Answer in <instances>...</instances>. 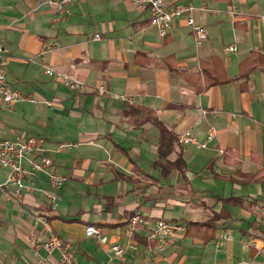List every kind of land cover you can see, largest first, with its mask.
<instances>
[{
	"label": "crops",
	"instance_id": "crops-1",
	"mask_svg": "<svg viewBox=\"0 0 264 264\" xmlns=\"http://www.w3.org/2000/svg\"><path fill=\"white\" fill-rule=\"evenodd\" d=\"M165 2L193 7L206 30L200 44L184 18L159 35L144 0H84L55 24L50 0H0L7 78L24 98L0 110V138L40 137L49 173L65 178L55 209L27 188L17 196L0 188V264H56L57 250H34L52 236L83 264H264V182L238 178L264 169V0ZM47 67L85 87L67 88ZM146 115L175 135L206 141L210 127L215 135L203 148L181 145L185 172L164 177L155 166L159 130ZM226 150L235 156L224 158ZM49 173L37 187L50 188ZM230 196L242 204H224L226 222L204 228ZM136 207L184 227L170 236L164 260L147 232L127 229ZM191 222L200 225L186 234ZM88 225L106 242L87 237ZM116 244L121 256L112 254Z\"/></svg>",
	"mask_w": 264,
	"mask_h": 264
},
{
	"label": "built area",
	"instance_id": "built-area-1",
	"mask_svg": "<svg viewBox=\"0 0 264 264\" xmlns=\"http://www.w3.org/2000/svg\"><path fill=\"white\" fill-rule=\"evenodd\" d=\"M84 0H50L53 5L52 24L67 19L70 12V6L73 3L83 2ZM150 12V24L153 25L159 35L163 36L171 28L174 20L184 18L187 25L194 34L196 44H200L206 38V30L204 26L197 23L193 17V7L190 5L167 4L165 0H144ZM97 37V35L95 36ZM235 46L225 47L226 51L235 50ZM7 58L4 55V48L0 43V110L10 109L13 105L23 100L20 92L8 81L7 78ZM45 73L64 84L73 91H80L85 87V83L76 77L66 73L54 70L51 67L45 69ZM27 101L36 103L32 97H27ZM128 100H130L128 98ZM202 113H205L202 110ZM3 128L0 124V132ZM215 135V130L210 127L206 135V141ZM179 144L195 145L203 148L206 141H200L190 131L177 135ZM43 140L34 135L25 132L18 133L14 139L0 138V169L5 173L0 181L1 189L10 188L14 195H19L21 190L27 188L33 193L42 195L50 204L52 209L56 208V195L65 178L61 175L49 173L50 160L42 151ZM69 146V145H68ZM42 173H49L50 188L43 189L37 187L35 180ZM29 178L30 184L26 186L24 180ZM261 217L264 218V209L261 211ZM127 229L132 234L147 232L148 236L154 240V252L161 259H165V249L170 236L176 232H181L184 227L177 221L165 220L163 218L152 219L143 214L141 208L136 207L132 210L127 218ZM223 238L231 239V232L225 229ZM87 237H95L99 242H106V236L95 226L88 225L85 228ZM44 248L47 252L57 250L60 253L56 264H83L74 257L73 249L70 245L64 244L57 237H50L44 241L34 243V250ZM114 256H121L123 249L120 245H114L112 248ZM91 264V263H86Z\"/></svg>",
	"mask_w": 264,
	"mask_h": 264
},
{
	"label": "trees",
	"instance_id": "trees-1",
	"mask_svg": "<svg viewBox=\"0 0 264 264\" xmlns=\"http://www.w3.org/2000/svg\"><path fill=\"white\" fill-rule=\"evenodd\" d=\"M255 53H252L250 57H254ZM246 59L245 64L248 62L249 58ZM242 62V63H243ZM241 63V64H242ZM256 69L254 64H250L248 66V70ZM150 120L159 130V138L157 142V158L155 162V166L158 167L161 171V174L165 177L168 176L172 171H176L178 174H183L186 170V162L183 157L181 151V144H179L177 140V135L160 119H157L155 116L146 115L142 121ZM176 154L173 160L170 159L172 154ZM229 153L230 155L235 156L231 150H226L223 155L224 158ZM236 160H234L235 162ZM238 178L242 182H264V169H261L255 173H244L239 172ZM222 208L219 212H211L210 217L202 223V226L209 230L213 228L216 224H224L229 217L228 211H226L223 207L224 204L229 203L230 205L238 204L239 206L242 204V200L240 197H226L221 198ZM195 224L200 225V222H191L186 226L185 233H189V229L195 227ZM191 225V226H190Z\"/></svg>",
	"mask_w": 264,
	"mask_h": 264
},
{
	"label": "rangeland",
	"instance_id": "rangeland-1",
	"mask_svg": "<svg viewBox=\"0 0 264 264\" xmlns=\"http://www.w3.org/2000/svg\"><path fill=\"white\" fill-rule=\"evenodd\" d=\"M249 190H252V186L249 187ZM57 193H58V192H55L56 198H57ZM57 204H58V198H57ZM75 208H76V207H75ZM75 208H74V209H75ZM91 238H95V237H91Z\"/></svg>",
	"mask_w": 264,
	"mask_h": 264
}]
</instances>
